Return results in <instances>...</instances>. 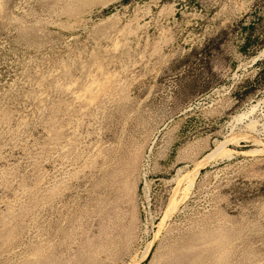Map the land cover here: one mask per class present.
<instances>
[{"label":"rangeland","instance_id":"rangeland-1","mask_svg":"<svg viewBox=\"0 0 264 264\" xmlns=\"http://www.w3.org/2000/svg\"><path fill=\"white\" fill-rule=\"evenodd\" d=\"M0 264H264V0H0Z\"/></svg>","mask_w":264,"mask_h":264},{"label":"trees","instance_id":"trees-1","mask_svg":"<svg viewBox=\"0 0 264 264\" xmlns=\"http://www.w3.org/2000/svg\"><path fill=\"white\" fill-rule=\"evenodd\" d=\"M110 11H106V14H109Z\"/></svg>","mask_w":264,"mask_h":264},{"label":"bare ground","instance_id":"bare-ground-1","mask_svg":"<svg viewBox=\"0 0 264 264\" xmlns=\"http://www.w3.org/2000/svg\"><path fill=\"white\" fill-rule=\"evenodd\" d=\"M169 262V261H168Z\"/></svg>","mask_w":264,"mask_h":264}]
</instances>
